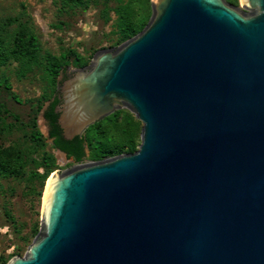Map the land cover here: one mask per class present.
<instances>
[{"label": "water", "instance_id": "water-1", "mask_svg": "<svg viewBox=\"0 0 264 264\" xmlns=\"http://www.w3.org/2000/svg\"><path fill=\"white\" fill-rule=\"evenodd\" d=\"M240 1L150 0L138 33L57 83L65 139L126 108L140 142L51 173L6 264H264V0Z\"/></svg>", "mask_w": 264, "mask_h": 264}, {"label": "trees", "instance_id": "trees-1", "mask_svg": "<svg viewBox=\"0 0 264 264\" xmlns=\"http://www.w3.org/2000/svg\"><path fill=\"white\" fill-rule=\"evenodd\" d=\"M98 0H56L57 12L66 14L75 9H86L91 3ZM114 6L104 4L101 8L105 19H109V11L115 15L113 26L115 28V43L120 44L138 33L147 23L151 14L150 0H113ZM232 5L237 0H226ZM28 15L22 10L17 15L0 16V70L11 63H15V74L25 77L37 71L44 82V87L37 103L36 112L43 109V116L48 126V138L52 140L50 147L60 149L66 153L73 163L84 160L97 161L121 153L134 152L140 142L141 122L135 118L128 109L120 108L102 119L89 125L82 135H76L67 140L62 136L57 123L58 114L54 111L58 104L57 83L59 74L70 63L75 68L88 64L89 59L84 58L75 49L66 47L55 55L40 47L37 36L28 23ZM0 86L10 91L11 86L6 76L0 74ZM10 97L16 102L19 99L12 92ZM5 111V109H4ZM11 117H18L5 111ZM14 124L6 123L0 117V132L6 133ZM27 132L23 134L21 143L13 141L5 145L0 143V177L20 176L25 173L29 164H34L35 169L29 174L31 180L36 181L40 188L48 175L57 167L55 157L43 148L46 146L45 137L39 130L36 115H33L26 125ZM31 150V151H30ZM35 152H40L39 158L31 157ZM37 168H42L38 171ZM40 194V190L38 191ZM32 230V236L36 235ZM18 255V253H13Z\"/></svg>", "mask_w": 264, "mask_h": 264}, {"label": "rangeland", "instance_id": "rangeland-1", "mask_svg": "<svg viewBox=\"0 0 264 264\" xmlns=\"http://www.w3.org/2000/svg\"><path fill=\"white\" fill-rule=\"evenodd\" d=\"M55 1L0 0V16L17 15L23 6L41 49L55 55L62 49L71 47L90 62L96 50L118 45L115 43L113 26L115 15L109 11V19L106 20L101 11L104 4L114 6L113 0H98L86 9H75L63 15L58 14ZM237 1L235 6L247 12L241 1ZM74 68L69 63L64 69L71 74ZM14 69L15 63H11L0 70V74L7 77L11 86L10 91L0 86V117H4L6 123L14 124L10 131L3 134L0 132V143L5 145L13 141L22 142L23 134L27 132L26 125L33 115H36L37 126L42 134L47 127L46 122H41L39 118L41 110L36 112L35 109L37 98L44 87L39 72L33 71L19 78ZM58 81V83L62 81L60 74ZM9 92L14 93L19 102L12 99ZM4 109L16 115L18 120L15 121ZM43 136L47 144L43 149L54 155L57 165L51 173L56 170L62 171L72 165L90 162L84 160L81 163H73L70 158L51 148L48 137L44 134ZM39 154L40 152H35L31 157L38 159ZM34 169V164H29L25 173L20 176L0 177V264H6L13 253L24 255L34 238L31 231L36 230V234L39 231L42 195L48 177L40 188L29 176ZM37 170L41 172L42 168Z\"/></svg>", "mask_w": 264, "mask_h": 264}, {"label": "flooded vegetation", "instance_id": "flooded-vegetation-1", "mask_svg": "<svg viewBox=\"0 0 264 264\" xmlns=\"http://www.w3.org/2000/svg\"><path fill=\"white\" fill-rule=\"evenodd\" d=\"M70 74L67 72V69H64L61 73H60V78L63 80L65 79L66 77H68ZM59 102V100H58ZM47 124V122H46ZM48 127V126H47Z\"/></svg>", "mask_w": 264, "mask_h": 264}, {"label": "bare ground", "instance_id": "bare-ground-1", "mask_svg": "<svg viewBox=\"0 0 264 264\" xmlns=\"http://www.w3.org/2000/svg\"><path fill=\"white\" fill-rule=\"evenodd\" d=\"M50 179V177L47 178L46 182H45V186H44V190H43V195H42V202H43V196H44V193H45V189H46V186H47V183H48V180ZM41 208H42V205H41Z\"/></svg>", "mask_w": 264, "mask_h": 264}]
</instances>
